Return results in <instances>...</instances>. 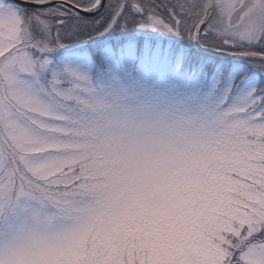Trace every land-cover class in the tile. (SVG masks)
I'll return each mask as SVG.
<instances>
[{
	"label": "snow or ice",
	"instance_id": "snow-or-ice-1",
	"mask_svg": "<svg viewBox=\"0 0 264 264\" xmlns=\"http://www.w3.org/2000/svg\"><path fill=\"white\" fill-rule=\"evenodd\" d=\"M0 264H264V0H0Z\"/></svg>",
	"mask_w": 264,
	"mask_h": 264
}]
</instances>
